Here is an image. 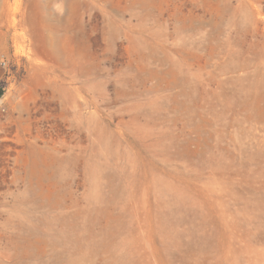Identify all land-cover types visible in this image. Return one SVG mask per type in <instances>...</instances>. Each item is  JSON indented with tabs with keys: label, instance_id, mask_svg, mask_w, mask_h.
<instances>
[{
	"label": "rangeland",
	"instance_id": "rangeland-1",
	"mask_svg": "<svg viewBox=\"0 0 264 264\" xmlns=\"http://www.w3.org/2000/svg\"><path fill=\"white\" fill-rule=\"evenodd\" d=\"M0 264H264V0H0Z\"/></svg>",
	"mask_w": 264,
	"mask_h": 264
},
{
	"label": "bare ground",
	"instance_id": "bare-ground-1",
	"mask_svg": "<svg viewBox=\"0 0 264 264\" xmlns=\"http://www.w3.org/2000/svg\"><path fill=\"white\" fill-rule=\"evenodd\" d=\"M46 158H47L46 155H44L43 153L39 154L36 157V160L33 166V173L36 175L38 182H41V179L44 177L46 173L45 168H43V164L45 163ZM44 191L48 196L52 195L53 193L51 188H46L44 189Z\"/></svg>",
	"mask_w": 264,
	"mask_h": 264
}]
</instances>
